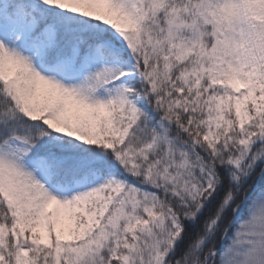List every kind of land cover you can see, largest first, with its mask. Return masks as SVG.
<instances>
[{
  "label": "snow or ice",
  "instance_id": "1",
  "mask_svg": "<svg viewBox=\"0 0 264 264\" xmlns=\"http://www.w3.org/2000/svg\"><path fill=\"white\" fill-rule=\"evenodd\" d=\"M0 264H264V0H0Z\"/></svg>",
  "mask_w": 264,
  "mask_h": 264
}]
</instances>
